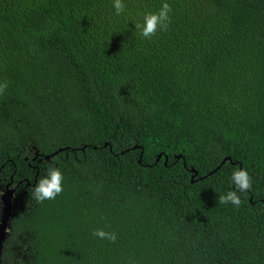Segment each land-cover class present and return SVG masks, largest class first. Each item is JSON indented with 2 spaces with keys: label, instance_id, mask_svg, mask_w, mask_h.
Wrapping results in <instances>:
<instances>
[{
  "label": "trees",
  "instance_id": "trees-1",
  "mask_svg": "<svg viewBox=\"0 0 264 264\" xmlns=\"http://www.w3.org/2000/svg\"><path fill=\"white\" fill-rule=\"evenodd\" d=\"M123 2L0 0V196L22 182L2 264H264V0Z\"/></svg>",
  "mask_w": 264,
  "mask_h": 264
},
{
  "label": "clouds",
  "instance_id": "clouds-1",
  "mask_svg": "<svg viewBox=\"0 0 264 264\" xmlns=\"http://www.w3.org/2000/svg\"><path fill=\"white\" fill-rule=\"evenodd\" d=\"M113 8L117 15L126 11V4L123 0H113ZM172 12L170 4L164 2L158 12L146 13L143 17V24H135V28L140 30L141 35L145 39H151L158 31H167L170 26L171 20L169 13ZM8 84L0 83V95H3L7 89ZM232 182L234 183L235 191H229L226 195L218 198L219 204L231 203L236 208L241 206V199L237 192H247L252 187V177L246 169L240 168L233 172ZM64 176L59 168L50 167L47 176L40 179L33 189V198L43 203L45 200H54L58 195L63 192ZM93 235L101 240H108L115 243L117 234L115 232H106L103 229H97Z\"/></svg>",
  "mask_w": 264,
  "mask_h": 264
},
{
  "label": "water",
  "instance_id": "water-1",
  "mask_svg": "<svg viewBox=\"0 0 264 264\" xmlns=\"http://www.w3.org/2000/svg\"><path fill=\"white\" fill-rule=\"evenodd\" d=\"M57 153H54L51 156H45L46 161H50L52 156H55ZM161 155L157 159V163L161 159ZM181 157H177L176 159L179 160ZM225 160L223 164L226 162ZM168 158H165V165H167ZM141 163V160H140ZM185 166V165H184ZM186 167V166H185ZM191 172L193 173L192 183L194 182L195 176L198 175L197 171L192 169ZM215 172V171H214ZM213 172V173H214ZM212 173V174H213ZM22 182L18 183L16 187H13V182L8 184L6 188L2 191L0 196V201L2 204V211L0 213V264H2V256L4 251V246L7 241L8 236L10 235L12 229V222L14 219V203H15V194L17 189L21 185ZM27 185H30L29 183Z\"/></svg>",
  "mask_w": 264,
  "mask_h": 264
}]
</instances>
